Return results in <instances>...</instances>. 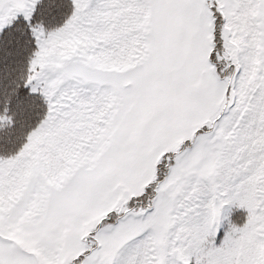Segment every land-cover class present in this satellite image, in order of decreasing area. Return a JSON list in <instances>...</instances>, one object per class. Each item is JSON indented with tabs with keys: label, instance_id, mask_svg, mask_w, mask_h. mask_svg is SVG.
I'll return each instance as SVG.
<instances>
[{
	"label": "snow or ice",
	"instance_id": "snow-or-ice-1",
	"mask_svg": "<svg viewBox=\"0 0 264 264\" xmlns=\"http://www.w3.org/2000/svg\"><path fill=\"white\" fill-rule=\"evenodd\" d=\"M0 264H264V0H0Z\"/></svg>",
	"mask_w": 264,
	"mask_h": 264
}]
</instances>
